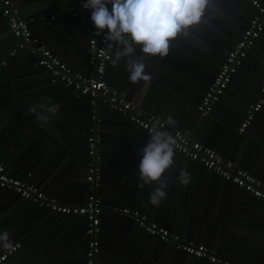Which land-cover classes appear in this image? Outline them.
Returning a JSON list of instances; mask_svg holds the SVG:
<instances>
[{
    "label": "water",
    "instance_id": "1",
    "mask_svg": "<svg viewBox=\"0 0 264 264\" xmlns=\"http://www.w3.org/2000/svg\"><path fill=\"white\" fill-rule=\"evenodd\" d=\"M77 1L12 0L20 17L30 21L31 41L37 42L10 36L0 44V50L7 47L0 53V162L12 176L41 186L63 204L78 196L81 200L76 203L83 202V196L85 202L89 193L88 137L94 125L92 117L97 115L103 154L97 192L103 202L101 228L108 238L100 241L101 264L209 263L140 229L135 219L119 212L129 207L140 210L149 222L171 228L187 242L207 244L219 258L264 264V200L175 151L174 164L162 177L168 184L167 196L159 205H152L149 194L157 184L141 189L139 174L130 173V169L138 173V149L151 135L128 115L110 109L108 103L99 100L93 106L90 98L80 96L40 66L39 48L44 45L74 72L84 76L91 72L89 41L94 26L86 10L85 17L72 16ZM255 13L248 0H206L201 22L173 42L166 57L145 60L146 71L152 76L147 90L143 82L130 83L123 60L117 67L110 61L107 78L112 88L129 101L135 100L144 116L155 115L164 121L171 118L175 121L168 125L171 129L190 134L264 181V160L259 159L262 150L257 151L264 143L250 141L248 132L237 134L240 124L235 117L243 116L260 95L264 58L255 51L264 47V33L249 49L227 90H241L230 118L218 120L214 112L202 118L197 111L220 69L216 68L226 61ZM55 14L56 22L49 21ZM0 19L4 20L1 14ZM136 55H140L139 49ZM255 57L262 58V64H256ZM251 68L254 74L249 72ZM243 71L252 77L241 83ZM40 105H59V110L47 114V121L38 120L29 109ZM181 169L190 175L187 185L177 179ZM15 195L20 197L0 188V234L8 233L11 245H21L5 264H86L90 238L84 217L57 214L35 204L28 209L13 201ZM5 250L0 244V255Z\"/></svg>",
    "mask_w": 264,
    "mask_h": 264
},
{
    "label": "built area",
    "instance_id": "2",
    "mask_svg": "<svg viewBox=\"0 0 264 264\" xmlns=\"http://www.w3.org/2000/svg\"><path fill=\"white\" fill-rule=\"evenodd\" d=\"M248 1L255 7L256 13L251 18L238 43L227 55L226 61L220 66L207 92L199 102L197 111L202 118L208 117L214 112L216 106L229 89L233 76L246 59L249 49L253 47L256 40L264 33V2L260 0ZM82 3V0H78L72 7L71 12L74 18L86 16V14H83ZM0 13L7 19L9 31L13 36L26 42H32V44L37 42L31 41L32 30L30 21L20 17L19 9L14 6L12 0H0ZM94 33L95 29L90 32L92 70L88 76L74 72L52 49L44 45L39 48L42 53L40 66L51 72L54 77L65 82L67 87H71L80 96L90 98L93 106L96 105L97 101L102 100L108 103L110 109L128 115L132 123L152 135L153 125L159 118L155 115L144 116V112L136 103L129 101L119 90L111 87L107 78V69L112 57L105 54L106 45L103 36H96ZM263 108L264 84L261 87L258 99L246 110V116L238 128L239 134L245 133L252 126ZM92 119L94 120V125L90 129L88 137L89 163L86 176L89 193L84 204L67 205L53 199L35 184L12 176L7 167L1 162L0 188L13 191L23 200L40 208L49 209L51 212L84 217L88 223L87 235L90 238L86 251V264H101L99 261L101 254L99 236L102 232L103 202L97 189L102 180L101 165L103 154L101 151L100 119H98L97 115H94ZM159 120L161 123L158 127L175 137L177 141L175 151L192 161L200 162L208 171L218 175L221 179L250 192L256 198L264 200V183L261 180L251 175L248 171L238 168L235 163L226 160L215 150L194 141L189 134L173 130L166 124V121ZM119 212L135 219L137 225L151 236L174 246L177 250L194 258L207 260L210 264H235L219 258L216 253L205 245L187 242L180 237L173 236L166 227L156 222H149L147 216L138 209L123 208L119 209ZM20 247L21 245L17 243L10 248H6L0 255V264H5Z\"/></svg>",
    "mask_w": 264,
    "mask_h": 264
},
{
    "label": "clouds",
    "instance_id": "3",
    "mask_svg": "<svg viewBox=\"0 0 264 264\" xmlns=\"http://www.w3.org/2000/svg\"><path fill=\"white\" fill-rule=\"evenodd\" d=\"M205 5L206 0H83L82 3L83 9L90 13L94 35L104 38L105 54L112 57L111 66L117 67L123 60L130 83L143 82L144 90L152 80L145 60L166 57L171 44L201 22ZM58 110L59 105H40L29 112L36 113L38 120L47 121V114L55 115ZM160 123L157 119L152 135L137 152L141 181L138 187L157 184L149 194L152 205H159L167 196L168 184L162 177L174 164L177 143L174 136L158 127ZM166 124L174 125L175 121L169 118ZM177 179L182 185L190 183L185 169H181ZM0 244L4 248L12 246L8 233L0 234Z\"/></svg>",
    "mask_w": 264,
    "mask_h": 264
},
{
    "label": "crops",
    "instance_id": "4",
    "mask_svg": "<svg viewBox=\"0 0 264 264\" xmlns=\"http://www.w3.org/2000/svg\"><path fill=\"white\" fill-rule=\"evenodd\" d=\"M83 1V0H82ZM260 1H262V2H264L263 0H260ZM1 14V13H0ZM68 14L69 13H67L66 14V16L68 17ZM1 17H3V15L1 14ZM55 17V18H54ZM57 14H55V15H53V16H51V18H50V20L49 21H51V22H56V19H57ZM4 18V20L2 19H0V28H1V31H0V44L2 43V42H4V41H6V39L8 38V37H10V36H13V34L9 31V28H8V22H7V19L5 18V17H3ZM55 19V20H54ZM68 20H69V17L67 18ZM71 20V19H70ZM69 20V21H70ZM75 29H77V26L75 27ZM6 49H7V47H5V48H2V50H0V53L2 54V53H4L5 51H6ZM261 51H263L264 52V47L263 48H261V49H259V51H255V54H257L259 57H262L261 55H263V58H264V53H262ZM261 52V53H260ZM261 59L262 58H257V57H255V59H254V61L256 62V64H262V62H261ZM66 62V61H65ZM67 63V62H66ZM249 70V72L250 73H252L254 70L251 68V69H248ZM80 73V72H79ZM177 73L178 74H180V75H183V73L181 72V71H177ZM253 74H254V72H253ZM242 75H243V79H242V81H241V83L242 82H245V81H248V80H250L251 79V75L250 74H248V72H245V71H243L242 72ZM264 84V82L262 83V85ZM262 87V86H261ZM228 92V94L226 93L224 96H226L227 95V97L225 98H222V100L220 101V103H219V105H217L216 106V109L214 110V113H216V116H215V118L216 119H218V120H221V119H229L230 118V116L233 114V112H232V110H233V108H235L236 107V105L235 104H238V98L239 97H241V90L240 89H238V88H235L234 90H229V91H227ZM134 103H136L135 102V100L133 101ZM137 104V103H136ZM236 109V108H235ZM246 111V110H245ZM243 112L242 114H243V116H239V115H235V117H236V120H238L239 121V124H241V122L244 120V118H245V116H246V112ZM263 114H264V108H263V110H262V112L258 115V117L259 118H262V121H257V120H255L254 121V123L252 124V126H251V128H249L246 132H248L249 134H250V141H254L255 142V140L256 139H259V140H261L263 143H264V116H263ZM257 119V118H256ZM240 126V125H239ZM239 128V127H238ZM237 132H238V129H237ZM236 132V133H237ZM237 134H239V133H237ZM190 135V134H189ZM192 138V137H191ZM193 140L194 141H197V142H200V143H202L200 140H196V139H194L193 138ZM203 144V143H202ZM204 145V144H203ZM209 148V147H208ZM260 149H257V151H259V150H262L261 151V155L259 156V159H261L262 161L264 160V145H262V146H260L259 147ZM231 162H233V163H235L236 165H237V163L236 162H234V161H232V160H230ZM132 166H135V165H132ZM238 166V165H237ZM238 168H240L239 166H238ZM240 169H244V168H240ZM244 170H246V171H248L250 174H251V172L249 171V170H247V169H244ZM130 173H132L134 176H137L138 175V173L137 172H135L134 170H132V169H130ZM252 175V174H251ZM255 177V176H254ZM257 178V177H256ZM259 180H261V179H259ZM263 183H264V181L263 180H261ZM36 185V184H35ZM37 187H39L40 189H42L41 188V186H39V185H36ZM43 190V189H42ZM43 191H45V190H43ZM50 197H52L53 199H55V200H57V201H59V202H62L63 200H60L59 198H57V197H53V195L51 196L47 191H45ZM16 196V195H15ZM75 197V196H74ZM86 197V196H85ZM85 197L83 196V199L85 200ZM75 199V200H74ZM79 200H81V198H80V196H78V197H75V198H70V203H66L67 205H81L83 202H84V200H83V202H79V203H76V201H79ZM13 201L14 202H16V203H18V204H25L26 206H28L27 208L29 209L30 207H31V203H29V202H27V201H25V200H23V199H21L20 197H18V196H16V197H14V199H13ZM84 204V203H83ZM129 208H131V207H129ZM103 215V214H102ZM103 217V216H102ZM103 221V220H102ZM153 222H155V221H153ZM104 223H105V221H104ZM103 229V228H102ZM168 230H170L171 231V233H172V235L173 236H177V237H180L181 238V236L180 235H177V234H175L174 235V233H173V231L171 230V228H168ZM102 238L105 240V239H108V238H106V237H104V234H103V230H102V233L100 234V236H99V239H100V241H102ZM182 239V238H181ZM190 242H194V243H197V244H202V245H205V246H207L211 251H213L214 253H216L211 247H209L207 244H205V243H198V242H195V241H190ZM101 245H103V242H101ZM217 255V254H216ZM222 259H224V260H227V261H230V262H233L232 260H229V259H226V258H223V257H221ZM241 262H233V263H235V264H249V262H244V260H240ZM205 264H209V263H205Z\"/></svg>",
    "mask_w": 264,
    "mask_h": 264
},
{
    "label": "flooded vegetation",
    "instance_id": "5",
    "mask_svg": "<svg viewBox=\"0 0 264 264\" xmlns=\"http://www.w3.org/2000/svg\"><path fill=\"white\" fill-rule=\"evenodd\" d=\"M220 66H218L216 69L218 70ZM217 72V71H216ZM215 73V72H214ZM251 128V127H250Z\"/></svg>",
    "mask_w": 264,
    "mask_h": 264
}]
</instances>
